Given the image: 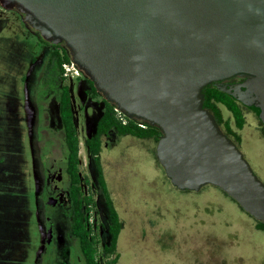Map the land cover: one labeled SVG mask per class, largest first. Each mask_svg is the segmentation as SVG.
<instances>
[{
    "label": "rangeland",
    "instance_id": "1",
    "mask_svg": "<svg viewBox=\"0 0 264 264\" xmlns=\"http://www.w3.org/2000/svg\"><path fill=\"white\" fill-rule=\"evenodd\" d=\"M24 14L0 3V264H39L41 257L53 264H83L74 242L67 250L60 247L48 224L47 217L58 215L70 223L65 151L55 83L38 81L49 30L27 22ZM63 84L72 97L80 173L92 182L83 142L93 135L100 97L84 94L72 78ZM243 115L242 129L235 130L237 148L264 183V136L257 117L245 109ZM155 148L154 141L130 135L114 143L103 138L102 171L123 223L117 264H264V231L256 229L255 220L215 186L174 187ZM51 200L56 207L46 211Z\"/></svg>",
    "mask_w": 264,
    "mask_h": 264
},
{
    "label": "water",
    "instance_id": "2",
    "mask_svg": "<svg viewBox=\"0 0 264 264\" xmlns=\"http://www.w3.org/2000/svg\"><path fill=\"white\" fill-rule=\"evenodd\" d=\"M72 50L71 61L127 117L157 126L156 158L179 190L211 185L264 223V183L202 107L217 88L264 125V0H0ZM245 80L225 85V79Z\"/></svg>",
    "mask_w": 264,
    "mask_h": 264
},
{
    "label": "trees",
    "instance_id": "3",
    "mask_svg": "<svg viewBox=\"0 0 264 264\" xmlns=\"http://www.w3.org/2000/svg\"><path fill=\"white\" fill-rule=\"evenodd\" d=\"M46 44L49 45V51L43 68V78L47 82L55 83L57 90L65 151V186L70 203V233L77 243L84 264H100L99 254L103 256L104 264H117L119 260L117 240L123 223L113 205L102 171L99 154L103 138L114 143L118 138L130 135L139 139H150L157 144L162 132L157 126L146 121H142L146 127L140 128L136 125L135 119L129 117L128 123L122 124L114 111L116 105L105 98L97 90L94 82L84 74L86 84L84 94L92 98L100 96L101 99L95 103L98 116L95 119L93 135L83 142L92 167V182L89 177H82L79 168V138L72 111L70 87L63 84L67 78L63 77L62 65L71 61L72 52L59 50L49 42ZM216 84L211 83L202 89V107L210 112L220 130L238 144L239 136L235 130L242 129L245 123L243 115L245 108L231 96L220 91ZM222 107L229 112V118H224ZM90 211L93 213L94 221L99 222L96 228L89 222ZM255 227L264 231V223L260 221L255 220Z\"/></svg>",
    "mask_w": 264,
    "mask_h": 264
},
{
    "label": "flooded vegetation",
    "instance_id": "4",
    "mask_svg": "<svg viewBox=\"0 0 264 264\" xmlns=\"http://www.w3.org/2000/svg\"><path fill=\"white\" fill-rule=\"evenodd\" d=\"M13 9L18 11V12H20V13L24 12L20 8H13ZM23 17H24V19L27 22H29L31 24L42 25L41 22L39 20H37L35 17H33L32 19H29L27 13L24 14ZM45 39H46L47 42L50 43V45L55 46L59 50L64 49V50L72 52L70 46L64 40H62V39H60L58 37H55V36L50 34V35H47ZM43 76L44 75H43V70H42V77L40 79H38L39 82L41 80H43V81L45 80L43 78ZM72 79H74L76 82H78L79 86L85 90V87H86L85 85L86 84H85V80H84V73H82L80 71V75L78 77L72 78ZM244 80H245V77L243 75H236V76H233L231 78L223 80L222 83L225 84V85H235V84H238V83H242ZM56 95H57V90H56ZM98 97H100V96H98ZM57 103H58V96H57ZM243 107L249 113H253L255 115V117H257V120H258V123H259L258 127L261 129V132H262V134L264 136V129H263L264 125L261 123V121L258 118V111H259L258 108H256L255 106H252V107L243 106ZM255 112H256V114H255ZM58 115H59V111H58ZM59 120H60V118H59ZM60 125H61V122H60ZM61 135H62V125H61ZM62 139H63V135H62ZM55 207H56V204H54V202L52 200L49 202V204L47 203V206H44L46 211L47 210L51 211V209L55 208ZM47 218H48V220L50 218L48 224L50 225V227L52 229L53 237L57 238V240L59 239V241H60L58 245L60 247H66L65 249L67 250V248H68L67 246L70 243H72V241H73L74 242L73 243L74 248L76 249V251L80 255V252H79L78 247H77V243H76L74 237L72 236V234L70 233V228H69L70 227V223H69V221H67V219H65L62 215H58L57 217H55V219H53L51 216H49ZM47 218L43 217L44 221L47 222ZM52 219H53V221H52ZM55 226L57 227V230H59V232H57V233L54 232L55 231L54 230ZM98 226H99V222L97 220H95L94 223H93V227L96 228ZM55 248H56L57 254L62 253V251H58L57 250V245L55 246ZM65 249H63V250L65 251ZM80 257H81V255H80ZM81 259H82V257H81ZM98 259L100 261V264H104V260H103L104 258H103L102 255L99 254L98 255ZM48 260H45V261H47V264H53L52 261H48ZM45 261L41 257V260H40L39 264H44ZM82 262H83V259H82ZM83 264H84V262H83Z\"/></svg>",
    "mask_w": 264,
    "mask_h": 264
},
{
    "label": "built area",
    "instance_id": "5",
    "mask_svg": "<svg viewBox=\"0 0 264 264\" xmlns=\"http://www.w3.org/2000/svg\"><path fill=\"white\" fill-rule=\"evenodd\" d=\"M62 69H63V77L65 78H76L80 75V69L72 61H70L69 63H64L62 65ZM114 111L116 113L117 119L120 120L122 124L128 123L129 118L123 112H121L117 107L114 108ZM135 123L140 128L146 127L142 121L135 120ZM89 222L90 224L94 223V217L92 211H90Z\"/></svg>",
    "mask_w": 264,
    "mask_h": 264
}]
</instances>
